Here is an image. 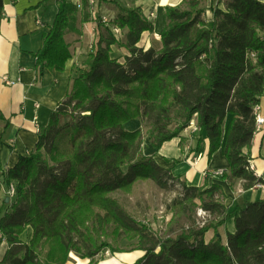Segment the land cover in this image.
Wrapping results in <instances>:
<instances>
[{
  "label": "trees",
  "instance_id": "trees-1",
  "mask_svg": "<svg viewBox=\"0 0 264 264\" xmlns=\"http://www.w3.org/2000/svg\"><path fill=\"white\" fill-rule=\"evenodd\" d=\"M205 1L166 8L160 48L140 45L145 32L155 31L141 7L114 1L113 19L103 25L96 17L105 32L76 67L65 99L40 127L31 153L1 173L16 192L0 216L8 245L0 264H66L72 252L97 264L102 252H120L124 239L143 252L133 264H264V199L230 210L222 184L188 185L144 152L147 136L158 151L195 121L196 152L208 139L209 157L222 148L229 161L216 175L220 181L245 190L264 184L249 153L264 94V2L218 0L207 7ZM82 2L80 12L73 0L59 2L35 53L38 81L46 69L64 71L73 57L67 31L76 29L78 12L81 23L91 17L89 0ZM3 7L0 0V22ZM114 46L127 51L123 62L112 55ZM63 116L69 119L61 122ZM133 119L141 127L126 129ZM142 180L162 188L181 183L167 205L168 231L138 220L114 196ZM198 207L207 214L204 224L197 223ZM230 219L234 230L223 234ZM29 226L27 242L21 236Z\"/></svg>",
  "mask_w": 264,
  "mask_h": 264
},
{
  "label": "crops",
  "instance_id": "crops-1",
  "mask_svg": "<svg viewBox=\"0 0 264 264\" xmlns=\"http://www.w3.org/2000/svg\"><path fill=\"white\" fill-rule=\"evenodd\" d=\"M61 0H3V17L0 22V170H8L16 165L20 156L28 155L34 149L38 141V131L41 126L49 123L52 111L65 99L70 89V79L75 75L76 67L82 66L85 60H81L74 51L89 43L91 48L96 41L95 33L97 23L92 21L96 15L106 17L109 21L115 17L118 7L114 1H119L126 7H141L144 14L154 22L155 31L145 32L140 45H146L149 35L160 36V31L165 26V12L169 6L178 5L182 0H89L90 20L84 22L83 43H70L73 57L67 61L64 71L46 69L42 78L37 80L35 53L42 46L43 36L48 33L53 24L58 5ZM209 5H216L218 0H208ZM264 2V0H261ZM74 3L75 0H73ZM79 12L82 9V0L76 3ZM224 8V4H220ZM205 16L208 20L214 17L213 11L207 9ZM107 23V22H106ZM67 36V34H66ZM162 43H160L161 45ZM84 48H82L83 51ZM114 49V47H113ZM122 56L127 54L123 48ZM6 77L12 83L4 80ZM260 115L264 118V94L260 101ZM37 118V119H36ZM69 116H63L61 122H65ZM142 125L140 119H133L124 124L128 130H136ZM39 127V129H38ZM196 122L188 126L180 136L166 141L157 151L147 136L144 141V152L154 155L156 161L176 177H181L188 185L201 186L206 182L220 183L227 196L226 206L233 210L243 207L248 201L264 199V187L255 186L245 190L239 183L232 189L227 182L220 181L215 171L227 170L230 166L223 149L217 150L209 157V140L206 139L203 151L196 152L198 134ZM252 169L258 176L264 177V124L261 130H257L252 146L249 150ZM210 173L206 178V173ZM8 199V200H7ZM14 197L7 193V187L0 188V216L11 208ZM226 230H234V221L230 219L220 227L224 234ZM33 235L32 227H28L22 234L24 241H29ZM8 245L2 240L0 234V259L4 256ZM130 253L123 256L118 263L133 264L143 255ZM76 263L70 260L67 264H86L84 259L72 255ZM89 260L87 259V262ZM85 262V263H84Z\"/></svg>",
  "mask_w": 264,
  "mask_h": 264
},
{
  "label": "rangeland",
  "instance_id": "rangeland-1",
  "mask_svg": "<svg viewBox=\"0 0 264 264\" xmlns=\"http://www.w3.org/2000/svg\"><path fill=\"white\" fill-rule=\"evenodd\" d=\"M76 3L79 2V0H75ZM100 4H104L105 0H100ZM205 5H209V1H205ZM101 17L103 19L102 14L96 15V17ZM98 18H93L92 21H95L97 23L96 28L98 29V32L95 33L96 41L94 44L98 41L100 32H105L104 26H98ZM81 15L78 12L77 14V20L75 22L76 29L68 30L67 31V39L70 42L77 43V45H81L80 43H83V38L81 37L83 35V29L84 24L81 23ZM105 22H103V25ZM121 37V35H119ZM89 43L86 41V44L74 48L75 53L81 60H86L88 53L91 51L92 47H89ZM141 43V42H140ZM160 36L156 35H149L148 41L146 43V47L153 46L155 48H160L161 45ZM93 44V45H94ZM82 48L83 51H82ZM113 56L120 57V61H124V57L122 56V50L118 49V47L114 46L113 49ZM85 62L82 63V65ZM181 191V183L179 181H176L173 186H170L169 188H162L158 184H156L152 180H142L138 181L133 190L129 193H123V192H117L114 194L116 198L120 200V202L127 208V210L138 220L144 221L145 223L150 224L155 230L157 231H168V227L170 226V221L172 218V213L168 210L167 205L171 203V201L179 194ZM196 219L197 223L204 224L203 221L207 219L206 212L201 208L198 207L196 211ZM189 225V224H188ZM177 226V225H175ZM121 251L116 252L114 254L110 253L108 250L105 252H102L99 254L96 259H98L97 264H112V262L118 263V261L123 259V256L128 255L130 253H134V255H140L141 252L139 250H133V248L136 245V241H129V240H121L117 244ZM72 255H76L75 253H71L69 260L67 263L72 260V262L76 263L74 259L72 258ZM78 258V255H76ZM84 259V258H81ZM86 264L87 258L84 259ZM89 260V259H88ZM137 260V259H136ZM135 260V261H136ZM84 262V263H85ZM66 263V264H67Z\"/></svg>",
  "mask_w": 264,
  "mask_h": 264
},
{
  "label": "built area",
  "instance_id": "built-area-1",
  "mask_svg": "<svg viewBox=\"0 0 264 264\" xmlns=\"http://www.w3.org/2000/svg\"><path fill=\"white\" fill-rule=\"evenodd\" d=\"M94 2H95L94 0H90L91 4H94ZM103 22L108 23L109 20L106 17H103ZM114 30H115V33L117 35H119L121 33V30L119 28H115ZM4 80H6L7 83H12L6 77H4ZM259 110H260V106L258 105L255 107V112L257 115V130H261L262 126L264 124V118L260 115ZM38 129H39V127H38ZM4 171H6V170L4 168H1V170H0V188L6 186L8 195L11 197H14L15 192H16L15 184L13 182H11L8 186L5 184L4 179L1 175V173H3ZM221 173H222V170H218V171L214 172V175L221 174ZM256 186L264 187V184H258Z\"/></svg>",
  "mask_w": 264,
  "mask_h": 264
},
{
  "label": "bare ground",
  "instance_id": "bare-ground-1",
  "mask_svg": "<svg viewBox=\"0 0 264 264\" xmlns=\"http://www.w3.org/2000/svg\"><path fill=\"white\" fill-rule=\"evenodd\" d=\"M135 256H136V254H135Z\"/></svg>",
  "mask_w": 264,
  "mask_h": 264
},
{
  "label": "water",
  "instance_id": "water-1",
  "mask_svg": "<svg viewBox=\"0 0 264 264\" xmlns=\"http://www.w3.org/2000/svg\"><path fill=\"white\" fill-rule=\"evenodd\" d=\"M8 200V199H7Z\"/></svg>",
  "mask_w": 264,
  "mask_h": 264
}]
</instances>
